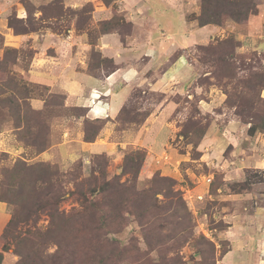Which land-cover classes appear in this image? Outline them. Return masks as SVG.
<instances>
[{"label":"rangeland","instance_id":"374dc122","mask_svg":"<svg viewBox=\"0 0 264 264\" xmlns=\"http://www.w3.org/2000/svg\"><path fill=\"white\" fill-rule=\"evenodd\" d=\"M249 1L256 3V13L245 20L224 15L220 25H203L216 26L213 34L185 45L177 14L141 13L137 25L151 34L140 32L129 40L141 51L131 60L142 67L138 79L128 87L118 112L99 119L90 118L83 106L68 104L64 92L52 85L54 79L40 78L39 73L52 71L50 62L61 54L67 67L78 63L86 74L113 72L118 67L114 42L126 46L132 34L121 0H0V250L3 245L10 248L1 264L18 258L12 251L14 235L45 230L51 222L46 212L29 223L18 222L9 183L39 179L37 197H30L31 188L24 187L30 201L50 198L59 212L87 213L91 178L99 185L104 176L114 175L126 186L123 203L136 194L134 213L120 211L119 227L107 234L121 247L136 244L155 264L162 257L166 260L158 264H264V88L253 82V72L264 69V49L237 36L244 34L238 25L261 12L264 0ZM179 2L186 19L199 26L192 18L200 12L201 0ZM254 36L260 39L264 32L260 28ZM228 37L236 42L239 66L230 79L214 72L215 58L206 52L212 50L211 43ZM151 43L162 45V56L145 50L152 49ZM147 53L157 61L151 64L153 77L159 78L181 54L188 71L180 80L166 72L169 81L162 86L158 78L146 80L145 66L151 62ZM251 114L256 127L252 132L245 122ZM84 131L91 141L85 140ZM149 134L154 138L148 144L139 141ZM134 152L143 156L141 165L124 170L125 156ZM168 166L172 169L164 174L162 168ZM157 175L167 179L161 187L174 195L164 189L155 201L141 198ZM106 194L96 193L93 199L101 201ZM172 201L179 204L176 213L168 206ZM147 202L158 207L143 220L137 213ZM149 228L161 234L166 249L149 250L144 238ZM55 249L49 245L47 252Z\"/></svg>","mask_w":264,"mask_h":264},{"label":"trees","instance_id":"16d2710c","mask_svg":"<svg viewBox=\"0 0 264 264\" xmlns=\"http://www.w3.org/2000/svg\"><path fill=\"white\" fill-rule=\"evenodd\" d=\"M247 3L250 5L246 7L247 10L245 9L244 13L240 8H244V5ZM249 13H256V3L253 1L201 0L200 12L192 19L196 20L199 26L207 24L220 25L224 20V15L234 20H240L241 16H244L242 20H245ZM106 30L103 29V32H107ZM235 45V40L228 37L211 43L209 47L212 50L209 52L206 50L209 53L207 54L209 58H215L213 62L216 63V67L215 71H213H218L220 77L235 78L236 67H239L236 65V60H234L236 59L233 49ZM200 48L202 47L200 46ZM244 64L243 61L241 66H245ZM253 75V80H255L253 82L260 84L264 88V69L261 68L260 72H253ZM237 114L242 115L241 113ZM253 118L254 115L251 114L245 121L246 123H250V132L256 128L251 122ZM84 132L85 140L91 141L86 135V131ZM142 161L143 156L141 158L138 152L129 153L125 156L123 162L124 170L137 168V166L141 165ZM166 180L165 177L155 176L152 184L142 190V193L145 194H141V198L146 196L148 201L152 199L155 201L156 193L164 189L172 193L169 187H161L162 184L160 183L166 182ZM91 181L93 187L89 191L91 200L89 201L90 206L87 207V213L80 212L79 210L68 213L59 212L56 210L57 202H48L51 200L50 198H48L47 202L45 199H39L37 203L30 201L29 198H26L24 187L31 188V191L28 193L30 197H37L40 194L36 189L39 179L32 177L25 181L9 183L13 188L11 200L15 198L18 207L16 213L18 222L29 223L31 218L34 221L41 212L48 213L51 221L50 226L45 230L28 229L22 236L14 235V247L12 251L18 258L13 264H118L122 260H129L130 264H155L146 257L147 254L143 253L136 244L121 247L117 240L107 236V234L119 227L122 221L120 211L134 213L132 202L136 198V194H130L127 203H123L121 192L126 191V186L116 180V175L108 179H105L104 176L99 185L95 176L91 178ZM42 189H47V186ZM36 191L37 193L34 194L33 192ZM106 191L107 194L104 198H101V201L93 199L96 193H104ZM84 200L88 201L87 197L84 196ZM128 203L129 205H126ZM122 205L125 206L121 208ZM168 206L173 208L175 213L179 210V204L173 201L169 202ZM157 207L156 204L147 202V206L141 205V209H138L137 215L140 214V217L144 220L148 217V213ZM12 223L13 220L11 219V224H9L12 225ZM152 231L154 234L151 233ZM161 237V234L150 228L144 231L145 242L149 250H157L159 248L161 251V249L165 248L166 242L161 241ZM52 244L56 246L55 251L47 252V247ZM9 249L7 245L2 246L0 250V264L2 263L3 252ZM165 260L162 257L158 263Z\"/></svg>","mask_w":264,"mask_h":264},{"label":"crops","instance_id":"0c3cea01","mask_svg":"<svg viewBox=\"0 0 264 264\" xmlns=\"http://www.w3.org/2000/svg\"><path fill=\"white\" fill-rule=\"evenodd\" d=\"M121 2L123 6L122 10L126 12L125 14L127 20H129L128 22L132 23V34H129V36L126 37V46H121V44L119 45L118 39H116L115 37V39L117 40V44L116 42H114L115 47H117L118 49L116 50H119L120 52H117L115 50L114 64L118 65V67L115 68L113 72H109L108 74H101L98 76L86 74L85 72H83L84 70L78 68V63H76V66L78 67H74L75 64L73 62L69 63L70 67H67V63H65L66 55L61 54L59 57L55 58V61L53 60L52 62H50V65L52 66L51 68L53 69L52 71L48 72V74L39 73L40 78L43 77L47 78L48 80H50L51 78L54 79L52 80V85L55 86L56 89L64 92L66 96V102L68 104H75L77 106H83L87 108V115L90 116V118L105 119L106 117H111L113 114L118 112L129 90L128 87L138 79V70H140L142 67L139 65H135L134 61L131 60L138 56L141 51H138V48L136 49V47L133 46V44L131 45L130 42L133 41L132 39L135 35L139 36L140 32H145L147 35L151 34V30H145V28H140L137 25L136 20H140L139 15H141V13H145V15H156V17H158V15L160 14L166 13L169 15V18L172 17L171 14H177L178 17L181 18V27H183L181 28V30H184L183 34H181V36L183 37L181 38V40H183L182 45L193 43L199 38L206 36L207 34L208 36H210L216 30H218L216 26H197L195 22L188 21L186 19L187 17L185 16L186 8L182 6V3H180L179 0H121ZM262 6L263 7L261 12H259L255 16H251L248 19L246 25H238L239 30L244 34H237L238 39H249L251 46H256L259 51H263L262 49H264V36H261L260 39H258V35L254 36V33H256L260 28L264 32V4ZM104 35L105 36H101L102 39L103 37H106V34ZM52 41L54 45L57 44L55 40ZM102 42H104V40H102ZM151 45L152 49L150 47H146L145 50L152 52L154 51V53L160 55L162 45L160 47H155L152 43ZM182 45L180 44L179 46ZM74 48L75 47L73 43V54L76 53ZM80 48L81 47H78L77 49ZM122 50L125 51L123 54H121ZM148 54L149 53H147L146 55L150 57L149 59L151 62H149L150 65L145 66L148 69L144 72V78H147L146 80H156L158 77H153L154 72L156 71L151 69V64H154L156 60L155 57H152V55H150L151 53L149 55ZM182 60H186L184 54H181L179 58L174 59V61L171 63V66L162 69L163 71L158 78V81L161 82V86L163 85V83L169 81V79H166L165 77L166 72H170V77L172 73V78L178 80L181 79V74H183L186 69V66ZM162 62L165 61L162 60ZM186 70L188 71V69ZM218 98L219 100H221L220 96ZM213 101L214 100L212 99L211 102ZM206 104L207 106H209L210 103ZM151 135L152 134L147 135V137L145 136V139L142 140L140 137L139 141H143L145 144H148L149 140L154 138V136L152 138ZM95 144L96 143L91 144L90 146H95ZM146 152L148 155L151 154L149 151ZM171 169L172 168L169 166L163 167L162 172L164 174H168Z\"/></svg>","mask_w":264,"mask_h":264}]
</instances>
